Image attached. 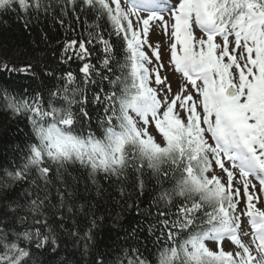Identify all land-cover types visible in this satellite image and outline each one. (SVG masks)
Segmentation results:
<instances>
[{"label": "snow or ice", "instance_id": "snow-or-ice-1", "mask_svg": "<svg viewBox=\"0 0 264 264\" xmlns=\"http://www.w3.org/2000/svg\"><path fill=\"white\" fill-rule=\"evenodd\" d=\"M10 20L0 76L29 83L0 112L28 131L0 154V264H264V0H0Z\"/></svg>", "mask_w": 264, "mask_h": 264}, {"label": "trees", "instance_id": "trees-1", "mask_svg": "<svg viewBox=\"0 0 264 264\" xmlns=\"http://www.w3.org/2000/svg\"><path fill=\"white\" fill-rule=\"evenodd\" d=\"M28 37L23 33L21 27L11 20L7 26L0 25V46L11 47L13 45H25L28 43ZM7 80L17 85L27 84L28 81L22 78H13L8 73L0 76V81ZM39 83V81H37ZM23 129V131H18ZM28 131L26 121L11 120L7 115L0 112V154L8 147L15 146L25 139V133Z\"/></svg>", "mask_w": 264, "mask_h": 264}, {"label": "rangeland", "instance_id": "rangeland-1", "mask_svg": "<svg viewBox=\"0 0 264 264\" xmlns=\"http://www.w3.org/2000/svg\"><path fill=\"white\" fill-rule=\"evenodd\" d=\"M156 38H157V37H156L155 33H153V39L155 40ZM209 246H210V247L213 246L211 242H209Z\"/></svg>", "mask_w": 264, "mask_h": 264}]
</instances>
